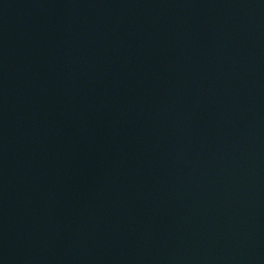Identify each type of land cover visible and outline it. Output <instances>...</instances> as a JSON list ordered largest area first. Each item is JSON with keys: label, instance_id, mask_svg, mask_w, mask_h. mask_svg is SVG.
Listing matches in <instances>:
<instances>
[{"label": "water", "instance_id": "1", "mask_svg": "<svg viewBox=\"0 0 264 264\" xmlns=\"http://www.w3.org/2000/svg\"><path fill=\"white\" fill-rule=\"evenodd\" d=\"M0 264H264V0H11Z\"/></svg>", "mask_w": 264, "mask_h": 264}]
</instances>
